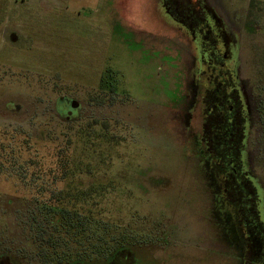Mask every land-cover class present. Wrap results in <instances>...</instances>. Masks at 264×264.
Wrapping results in <instances>:
<instances>
[{
  "label": "rangeland",
  "instance_id": "rangeland-1",
  "mask_svg": "<svg viewBox=\"0 0 264 264\" xmlns=\"http://www.w3.org/2000/svg\"><path fill=\"white\" fill-rule=\"evenodd\" d=\"M220 1L241 11L243 22L235 25L242 82L248 93L254 88L259 95L264 0ZM144 4L0 0L2 264H45L29 221L37 215L36 199L63 198L92 184L103 191L92 194L88 205L114 226L147 239L134 247L142 264L238 263L235 249L218 244L216 217L206 218L204 208L212 200L202 194V167L191 163L196 160L191 136L186 141L180 135L179 120L165 119L167 133L155 131L148 105L177 98L179 79L180 95L187 91L193 55L188 39L170 26L147 21V30L141 29ZM101 80L115 88L111 97L102 95ZM73 98L82 103L79 117L96 118L100 125L91 139L76 137L69 148L63 131L70 124L53 108L56 102L61 116L71 109L75 116ZM92 98L106 99L95 104ZM197 118L196 111L192 133L199 130ZM249 120L245 157L264 191V134L257 115Z\"/></svg>",
  "mask_w": 264,
  "mask_h": 264
},
{
  "label": "flooded vegetation",
  "instance_id": "flooded-vegetation-1",
  "mask_svg": "<svg viewBox=\"0 0 264 264\" xmlns=\"http://www.w3.org/2000/svg\"><path fill=\"white\" fill-rule=\"evenodd\" d=\"M144 2L145 19L138 22L141 29L147 30V21L170 26L175 34L188 39L193 55L187 91L180 95L179 79L177 98H157L158 103L148 105L156 120L152 121L155 131L167 133L166 120L182 122L180 135L186 141L191 136L194 143L196 160L191 163L202 167V194L212 200L211 214L209 209L204 211L208 220L212 214L216 217L218 244L236 250L237 264H264V191L245 157L251 115L260 118L264 134V95L261 89L255 94L254 88L248 93L242 82L236 33L240 27L235 25L243 22L241 11L220 0ZM128 29L134 35L132 27ZM74 100L72 105L78 107L75 117H79L82 103ZM91 101L100 103L98 98ZM152 106L157 109L153 111ZM72 111L60 118L65 122L73 117ZM196 111L199 130L192 133ZM142 238L141 244L146 243L145 236Z\"/></svg>",
  "mask_w": 264,
  "mask_h": 264
},
{
  "label": "trees",
  "instance_id": "trees-1",
  "mask_svg": "<svg viewBox=\"0 0 264 264\" xmlns=\"http://www.w3.org/2000/svg\"><path fill=\"white\" fill-rule=\"evenodd\" d=\"M100 89L106 90L102 95L107 94L110 97L115 91L112 85H106L103 80ZM261 93L264 94V84L261 86ZM105 99L98 98L100 101ZM53 109L59 113L56 102ZM82 119L84 118L73 116L65 121L70 124L63 131L66 136L65 144L69 148L76 137L91 139L92 130L100 125L96 118L88 116L83 121ZM72 128H76L74 132H71ZM101 128L107 134L108 126L105 121L101 123ZM66 162L68 160H65L64 165ZM96 191H103V187L92 184L80 192L74 189L63 198L57 195L50 199H36L37 215H30L29 221L34 233L35 247L38 248L36 253L43 263L141 264L134 247L141 244L142 236L129 234L126 229L118 228L110 220L100 216V212L96 213L97 211L88 205L90 196ZM77 200L84 201V206H77ZM42 239H47V244H41Z\"/></svg>",
  "mask_w": 264,
  "mask_h": 264
}]
</instances>
